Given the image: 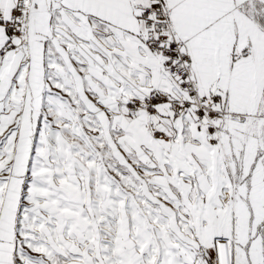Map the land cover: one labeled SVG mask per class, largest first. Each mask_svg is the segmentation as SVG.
Listing matches in <instances>:
<instances>
[{"label":"snow or ice","instance_id":"obj_1","mask_svg":"<svg viewBox=\"0 0 264 264\" xmlns=\"http://www.w3.org/2000/svg\"><path fill=\"white\" fill-rule=\"evenodd\" d=\"M0 264H264V0H0Z\"/></svg>","mask_w":264,"mask_h":264}]
</instances>
